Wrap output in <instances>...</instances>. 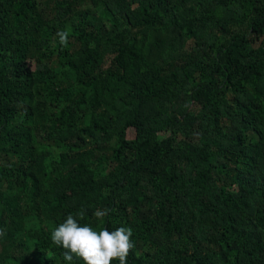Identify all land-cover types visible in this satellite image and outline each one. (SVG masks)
<instances>
[{
	"label": "trees",
	"instance_id": "16d2710c",
	"mask_svg": "<svg viewBox=\"0 0 264 264\" xmlns=\"http://www.w3.org/2000/svg\"><path fill=\"white\" fill-rule=\"evenodd\" d=\"M69 214L128 264H264V0H0V264H84Z\"/></svg>",
	"mask_w": 264,
	"mask_h": 264
},
{
	"label": "clouds",
	"instance_id": "9594fccd",
	"mask_svg": "<svg viewBox=\"0 0 264 264\" xmlns=\"http://www.w3.org/2000/svg\"><path fill=\"white\" fill-rule=\"evenodd\" d=\"M70 29L57 32L59 43L66 47L69 42ZM109 209L97 210L95 216L103 222ZM83 219V213L79 214ZM0 235H3L0 232ZM133 230L131 227H119L109 232L106 228L97 232L89 225L81 226L74 215L69 214L63 223L51 232L53 245L64 249V259L71 262L75 256L84 264H128L127 257L132 248Z\"/></svg>",
	"mask_w": 264,
	"mask_h": 264
},
{
	"label": "rangeland",
	"instance_id": "374dc122",
	"mask_svg": "<svg viewBox=\"0 0 264 264\" xmlns=\"http://www.w3.org/2000/svg\"><path fill=\"white\" fill-rule=\"evenodd\" d=\"M30 65H31V68L34 69V64H33L32 61L30 62ZM135 136H136V132H135V130L131 129V130L128 131V133H127V138H128L129 140H133V139H135Z\"/></svg>",
	"mask_w": 264,
	"mask_h": 264
}]
</instances>
